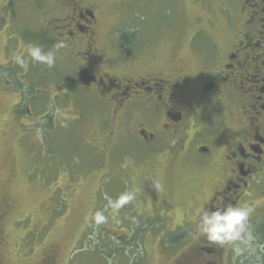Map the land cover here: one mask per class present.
<instances>
[{
  "label": "flooded vegetation",
  "instance_id": "1",
  "mask_svg": "<svg viewBox=\"0 0 264 264\" xmlns=\"http://www.w3.org/2000/svg\"><path fill=\"white\" fill-rule=\"evenodd\" d=\"M103 4L0 0V142L11 131L18 137L32 132L37 139L40 133L34 132L45 133L55 121L79 122L82 115L73 104L80 96L75 93L92 96L108 108L110 126L102 141L106 150L121 143L132 148L129 138L134 137L151 148L146 163L139 166L162 169L167 191L185 168L206 173L209 182L192 197L191 206L245 204L264 175V0H225L226 5L217 7L219 15L207 19L209 28L199 26L190 37L186 60L179 59L175 46V55L130 65L117 62L114 55L134 48L139 34L128 29L118 33L116 43L110 39L112 23ZM58 44L64 47L57 49ZM32 46L55 51L58 66L33 60L28 54ZM48 76L63 81L49 89ZM53 97L67 102L58 107ZM88 130L89 145L100 143L102 136H92L91 125ZM26 168L20 156H11L6 184ZM141 172L130 175L137 179ZM181 215L184 223L194 220L196 225L198 212L183 210ZM31 217L6 187H0V264H32L37 257L34 264L55 262V245L40 250V257L37 245L31 248L30 227L23 237L18 233L21 243L12 240L11 226L26 224ZM263 221L253 226L260 241ZM193 233L195 245L183 249L173 264H240L264 254L258 250L235 261L230 247L198 245L208 241ZM36 236L43 237L42 228ZM188 237L181 234L179 243L184 245Z\"/></svg>",
  "mask_w": 264,
  "mask_h": 264
},
{
  "label": "rangeland",
  "instance_id": "2",
  "mask_svg": "<svg viewBox=\"0 0 264 264\" xmlns=\"http://www.w3.org/2000/svg\"><path fill=\"white\" fill-rule=\"evenodd\" d=\"M103 3L112 23L110 39L116 43L118 33H129L128 29L139 34L134 48L122 56L119 51L114 55L117 62L129 65L175 55V46L179 47V59L186 60L187 42L194 31L199 26L209 28L207 19H214L220 13L217 7L226 5L225 0H103ZM106 29L108 26L101 36ZM216 37L222 39L218 32ZM57 66L55 62L52 67ZM62 81L55 76L46 79L49 89ZM75 95L80 96L73 104V109L82 115L79 122L55 121L45 133L34 132L40 133L37 139L32 132L18 137L11 131L0 142V187H6L22 203L23 211L32 215L26 224L11 226L15 230L10 234L12 240L21 243L19 234L23 237L30 227L32 234L28 239L31 248L37 245V256L40 250L55 245L56 260L51 264H173L183 249L190 243L195 245L194 220L184 223L181 211L198 212L200 206L190 204L199 189L208 184L206 173L185 168L177 173L175 186L167 191L162 169L139 166L146 163L150 146L133 137L129 138L132 148L121 143L116 149L106 150L102 142L110 126L106 104L92 96ZM53 101L58 107L67 102H57L55 97ZM90 125L92 136H102L100 143L91 146ZM118 134H123V130ZM14 155L20 156L27 168L19 178L6 184L7 167ZM139 169L142 175L132 178L130 174ZM257 181L259 184L251 190L252 197L243 204L252 209V228L264 219V175ZM182 226L186 228L184 231ZM41 228L42 238L36 236ZM114 231L118 234L114 235ZM184 233L189 236L188 241L184 245L174 244L175 238ZM118 235L123 237L118 239ZM198 245L211 244L203 243L202 239ZM229 252L235 261L250 254L237 256L232 249ZM36 260L38 257L33 258L32 264Z\"/></svg>",
  "mask_w": 264,
  "mask_h": 264
},
{
  "label": "clouds",
  "instance_id": "3",
  "mask_svg": "<svg viewBox=\"0 0 264 264\" xmlns=\"http://www.w3.org/2000/svg\"><path fill=\"white\" fill-rule=\"evenodd\" d=\"M64 47L58 44L57 49ZM33 60L51 67L55 64L56 52H44L32 46L28 53ZM23 63L22 60L18 61ZM252 209L246 205L231 203L205 204L198 210L196 228L201 237L219 248L230 247L235 255L264 251V243L255 234L250 223Z\"/></svg>",
  "mask_w": 264,
  "mask_h": 264
},
{
  "label": "trees",
  "instance_id": "4",
  "mask_svg": "<svg viewBox=\"0 0 264 264\" xmlns=\"http://www.w3.org/2000/svg\"><path fill=\"white\" fill-rule=\"evenodd\" d=\"M258 231L261 235V241H263L264 243V221L260 224ZM174 242H175L174 244H176V242H180V241H178V239L177 240L175 239ZM240 264H264V254L261 255V257H259L257 260L249 258L245 261H240Z\"/></svg>",
  "mask_w": 264,
  "mask_h": 264
}]
</instances>
